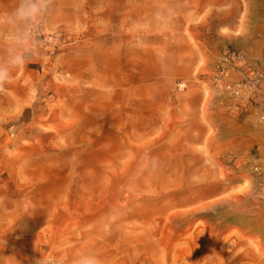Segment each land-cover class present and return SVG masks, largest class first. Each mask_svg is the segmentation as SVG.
<instances>
[{"label": "rangeland", "instance_id": "obj_1", "mask_svg": "<svg viewBox=\"0 0 264 264\" xmlns=\"http://www.w3.org/2000/svg\"><path fill=\"white\" fill-rule=\"evenodd\" d=\"M22 3L0 0V264H264L259 112L223 93L264 77V0Z\"/></svg>", "mask_w": 264, "mask_h": 264}, {"label": "built area", "instance_id": "obj_2", "mask_svg": "<svg viewBox=\"0 0 264 264\" xmlns=\"http://www.w3.org/2000/svg\"><path fill=\"white\" fill-rule=\"evenodd\" d=\"M243 59V53L241 51H232L225 58L224 62L221 63L219 73L223 74L227 72V68H234L238 62ZM227 64V66H224ZM264 80L263 76L244 77L243 79L230 80L225 83V91L223 92L227 99L233 101L235 105L240 108L246 107L250 104L259 105V98L261 92L259 85ZM261 114V113H260ZM259 120H264V113L259 115ZM252 170L255 176L259 179V183L264 187V168L259 165H254Z\"/></svg>", "mask_w": 264, "mask_h": 264}, {"label": "clouds", "instance_id": "obj_3", "mask_svg": "<svg viewBox=\"0 0 264 264\" xmlns=\"http://www.w3.org/2000/svg\"><path fill=\"white\" fill-rule=\"evenodd\" d=\"M43 0H24L17 9L16 16L21 20H32L35 19L42 11ZM16 63L23 64V59L17 57ZM8 78V73L4 69H0V87L3 86L4 82ZM78 264H100L99 260L94 257H88L81 259Z\"/></svg>", "mask_w": 264, "mask_h": 264}, {"label": "crops", "instance_id": "obj_4", "mask_svg": "<svg viewBox=\"0 0 264 264\" xmlns=\"http://www.w3.org/2000/svg\"><path fill=\"white\" fill-rule=\"evenodd\" d=\"M260 54H262L263 56H264V48H262L261 50H260ZM262 56V60H264V57ZM257 67L258 68H256V70H259L260 72H262V73H264V64L260 61L259 63H257ZM263 88H264V86H263ZM262 94H261V96H260V98H259V105H257V106H254V109H256V111L257 112H259V114L258 115H260V111L262 112H264V92H261ZM235 107V106H234ZM237 108V107H236ZM238 109V108H237ZM232 110H234V109H232ZM236 110H234L233 112H235ZM233 114H235V113H233ZM236 115V114H235ZM255 112H253V111H251L250 112V115L249 116H247V119L248 120H250V121H253L254 122V124L257 126V128H258V130L260 131L259 133H258V135H260V138H261V140H260V142H261V146H262V148H260V150H259V148H258V151L257 152H255V154L254 155H256V156H259V157H261V158H263L264 159V121H260L259 120V118L257 119V117H255ZM243 116V115H242ZM238 116L236 115V118H237ZM246 116H243V119L242 120H244V118H245ZM242 120L241 119H238L237 118V122H242ZM261 122H263V123H261Z\"/></svg>", "mask_w": 264, "mask_h": 264}, {"label": "bare ground", "instance_id": "obj_5", "mask_svg": "<svg viewBox=\"0 0 264 264\" xmlns=\"http://www.w3.org/2000/svg\"><path fill=\"white\" fill-rule=\"evenodd\" d=\"M263 86H264V85H263L262 83H261V85H259L260 88H262ZM261 114H262V113H261ZM261 114H260V115H261Z\"/></svg>", "mask_w": 264, "mask_h": 264}]
</instances>
